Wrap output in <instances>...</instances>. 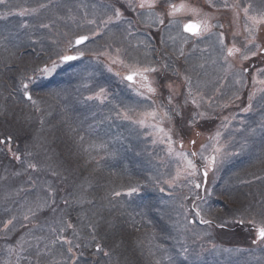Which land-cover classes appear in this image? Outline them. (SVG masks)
Returning <instances> with one entry per match:
<instances>
[{
	"label": "snow or ice",
	"instance_id": "snow-or-ice-1",
	"mask_svg": "<svg viewBox=\"0 0 264 264\" xmlns=\"http://www.w3.org/2000/svg\"><path fill=\"white\" fill-rule=\"evenodd\" d=\"M8 4L0 0V119L32 111L0 133L13 166L0 175V264H264V170L234 174L232 191H250L224 217L208 205L210 173L257 144L264 164V0ZM173 29L169 50L163 33ZM64 66L78 68L77 84L45 94L57 101L50 124L56 108L33 90ZM64 138L74 151L50 146ZM109 159L126 161L110 174L121 183L95 177ZM197 225L243 229L250 243L221 247ZM189 234L207 247L189 246Z\"/></svg>",
	"mask_w": 264,
	"mask_h": 264
},
{
	"label": "rangeland",
	"instance_id": "rangeland-1",
	"mask_svg": "<svg viewBox=\"0 0 264 264\" xmlns=\"http://www.w3.org/2000/svg\"><path fill=\"white\" fill-rule=\"evenodd\" d=\"M16 4H18V2H15V0H13L11 3L8 4V7H12ZM0 10L4 11L5 8L3 6H1ZM19 19H21V18L13 17L12 23H15ZM163 34L169 35L170 33H169V31H165ZM176 42H179V40H177ZM101 43H102V41H101ZM206 71L211 75V78H213V73L216 72L217 70L214 69L212 66H209L206 69ZM52 78L53 77L49 78L48 80L42 81L41 83L49 82V80ZM50 88L51 87H49V89ZM62 88H69V86H62ZM52 90H58V89L53 88ZM248 90H251L250 86H249ZM46 93H48V92H46ZM34 98H39L42 100L41 107H43V108H47V105H53V107L56 108V111H54L53 114L57 115L56 113L58 111V108H57V101L55 100V98H49L47 95L40 96L39 93L35 94ZM245 101H246V94H245ZM9 106L12 107L11 104ZM29 109L30 108H26L25 110H23L22 106L16 107L15 113L17 116H19V114H20L23 117L24 116L23 112L24 113L26 112V114H28ZM58 119H59V116H57V120ZM10 120L11 119H9V121ZM57 120H56V122H57ZM237 122H234V124H236ZM206 135H207V131H205V136ZM23 146H22V149H23ZM188 146L189 145H186V150L189 151V149L187 148ZM259 152H260V149L252 148L251 153L245 152L243 155L236 157V158H233L231 161H229V163L226 164L224 166V168L219 173H217L215 176L211 173L209 174V187L210 188L214 189V183L219 180V177H220L221 181H219L217 183V185L214 189L213 196L208 198V205H210L211 203L220 204V202H221L219 199L220 197L217 196L219 194V195H231L232 197H234V200L237 202V205H236V203H231V205H229V208L234 207L235 205H236L235 207H238L239 202L242 200L243 196L246 195L250 191V189L247 187H239L238 191H232L233 188H237L236 177L234 174H239L240 176H246L247 175L246 173L241 172V171H245L243 166L247 162V159L245 158L247 155H250V161L254 160L252 166H249L246 168L248 173L256 171L259 174V172L264 168V164L258 163L255 159V155L259 154ZM106 163L108 165H110V167H107L102 174H105L106 176H111L110 174L112 172H114V170L111 169L112 164L115 165L116 163H119L122 165L124 163V161L118 162L116 160L109 159V160H107ZM5 167H7L8 172L12 171V167H13L12 165L9 166L6 163H3V164H0V175L5 174ZM258 170H260V171H258ZM118 181H119V178L117 179V182ZM2 187H3V184H2V182H0V188H2ZM177 191H179V189H177ZM251 191L256 193L257 189L252 188ZM212 211L215 215H217L219 217H224V215H225V213H224V211L220 205H218L216 208L212 209ZM173 215H175V214L173 213ZM196 227H197L198 231L207 230V231L212 232V238L215 240L216 243L220 244L221 247L235 246V245H240L239 247H248V245L250 243V241L246 238V234L243 235L242 229H240V228L229 229V230H226L224 235H218L219 233H221L222 230H220V229H208V227L206 225H197ZM148 231H150V230H148ZM192 241H193V237L191 236V234H189V238L187 240L188 245L193 246V247H197L196 244L193 245ZM196 243L198 244V246L200 244H204L205 247H207V244H208L207 240L197 241ZM256 255H261V253L258 251L256 253Z\"/></svg>",
	"mask_w": 264,
	"mask_h": 264
},
{
	"label": "trees",
	"instance_id": "trees-1",
	"mask_svg": "<svg viewBox=\"0 0 264 264\" xmlns=\"http://www.w3.org/2000/svg\"><path fill=\"white\" fill-rule=\"evenodd\" d=\"M29 3H31V0H28ZM15 2H18V4H21V3H24L25 0H15ZM1 11V10H0ZM25 19H30V17H27ZM74 27V26H73ZM159 37L156 38V41H158ZM166 39V38H165ZM154 41V43L156 42ZM133 44H135L137 42V40L135 39H132L131 41ZM167 43L168 45L170 46V49L171 50V47H174L176 45L173 44V41H169V39L167 40ZM27 57H25V61H27ZM78 71V68H68L67 66H64L63 67V70L62 71H59L58 74H56L52 79L49 80V82H43L41 83L40 86L36 87L34 90H33V95L35 94H40V96H44L46 94V92H49L50 90H52L53 88L55 89H61L62 86H69V87H75L76 84H77V80L76 78L74 77V73ZM71 80V84H69V81ZM49 87H51L49 89ZM119 88H114L113 91H116L118 92ZM43 98V97H42ZM26 108H23V110H25ZM32 110L29 109V113L31 112ZM23 115H26V112L24 113L23 112ZM17 116V115H16ZM16 116L12 117L10 121H8V123H4L2 119H0V133H4L6 134L8 131H11L13 127H18V125H16L14 123L15 119H16ZM57 116L58 115H55L53 114L52 117H46V119H49L48 121L50 122V124H56V120H57ZM19 117L22 118V116L19 114ZM11 125V127H10ZM233 126L235 127H238L239 124L238 122L236 124H234ZM38 127V125H37ZM47 127V125H46ZM210 128L211 129H214L215 128V125H210ZM57 135L59 136L60 133L58 132ZM47 136H48V139L51 140L52 139V133L51 132H48L47 133ZM24 145V142L21 141L20 142V147L22 149V146ZM52 148H54L56 151L62 153V154H67V152L69 150H73L74 151V148L72 146V143H71V140L67 139V138H64L63 139V142H57V143H54V144H51L50 145ZM254 148H258L260 149V146L259 144H257ZM247 159V162L245 163V165L243 166L244 170L245 171H241L243 173H248L247 171V167L249 166H252L254 160L250 161V155H247L245 157ZM3 163H6L7 165H11L8 163V160L3 158V157H0V164H3ZM14 163V162H13ZM75 164H83V160H75L73 162V166H75ZM126 164V161H124V163L121 165L119 163H116L115 165L112 164V167L111 169L114 170V172H117L119 173L121 171V167L124 166ZM100 168H101V171H99L97 174H95V177L96 178H102L101 182H106L108 180H112V179H115L116 183H121L122 181L119 179V181L117 182V179L118 177H112V176H106L105 174H102L104 172V170L107 168L105 167V162L102 161L101 164H100ZM264 169V168H263ZM262 169V170H263ZM81 171L83 172L84 175H88L89 172L91 171V169H81ZM260 171V170H258ZM256 172V171H255ZM127 178L125 177L124 178V181L123 182H126ZM237 185V184H236ZM256 188L255 186H253V189ZM254 193V192H253ZM103 192L98 190L96 195H102ZM218 197H220L222 200V207L224 209L225 206L229 207V205H231L232 202H230V198L234 199V197H232L231 195H217ZM236 205H237V202H235ZM235 205V206H236ZM10 206V205H9ZM234 206V207H235ZM3 202L0 201V215H2L3 213Z\"/></svg>",
	"mask_w": 264,
	"mask_h": 264
},
{
	"label": "flooded vegetation",
	"instance_id": "flooded-vegetation-1",
	"mask_svg": "<svg viewBox=\"0 0 264 264\" xmlns=\"http://www.w3.org/2000/svg\"><path fill=\"white\" fill-rule=\"evenodd\" d=\"M175 2L176 3H179V2H181V0H175ZM189 2L190 3H192L193 5H203V3H204V0H189ZM205 10H207L206 8H205ZM192 18H194V17H192ZM230 18V14L228 15V17L227 18H222L221 19V22L222 23H225V27L227 28V19H229ZM170 34L169 35H172V36H175L176 35V31L173 29V30H171L170 32H169ZM168 34L166 35V34H164V37L166 38V40H168V36H169ZM229 35H230V33H229ZM157 37H159V36H157ZM156 37V38H157ZM172 41V40H171ZM173 44H174V42H173ZM174 45H176V44H174ZM205 46V44L204 43H202L201 45H200V47H204Z\"/></svg>",
	"mask_w": 264,
	"mask_h": 264
}]
</instances>
